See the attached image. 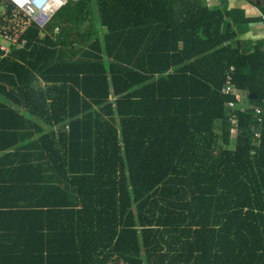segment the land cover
<instances>
[{"label":"trees","instance_id":"16d2710c","mask_svg":"<svg viewBox=\"0 0 264 264\" xmlns=\"http://www.w3.org/2000/svg\"><path fill=\"white\" fill-rule=\"evenodd\" d=\"M245 1L259 17L68 1L0 52V264H264V40L242 39L264 0Z\"/></svg>","mask_w":264,"mask_h":264},{"label":"built area","instance_id":"2783aa9c","mask_svg":"<svg viewBox=\"0 0 264 264\" xmlns=\"http://www.w3.org/2000/svg\"><path fill=\"white\" fill-rule=\"evenodd\" d=\"M18 11H20L27 19L30 24H33L35 27H37L39 30H44L48 24L51 22L54 14L62 7L64 6L68 1H74V0H65V2L59 6L56 7L53 5L51 9L48 11H44V6L41 5L40 7H37L35 3L32 2V0H28V2H25V0H8ZM5 41L10 43L12 46H15L17 49H23L26 45L25 41L18 42V37H12L9 34H0V41ZM0 52L3 56L7 55L9 50L2 46L0 44ZM232 72H234V68H231L230 73L227 75L225 85L222 88V94L226 96H231L233 100H229L227 102V109L230 110L229 116H228V123L231 124L230 127V133L234 134L236 133V123H237V116L235 113L236 103H240L242 106L245 105L244 98L242 93H239L235 90V87L233 85V76ZM255 112H258V109H255ZM257 137L258 134H255Z\"/></svg>","mask_w":264,"mask_h":264},{"label":"crops","instance_id":"0c3cea01","mask_svg":"<svg viewBox=\"0 0 264 264\" xmlns=\"http://www.w3.org/2000/svg\"><path fill=\"white\" fill-rule=\"evenodd\" d=\"M203 1L208 6H216L217 4H219V0H203ZM229 8L244 9L246 16L248 18H257L260 16L257 8L245 0H229ZM4 13H5V10L3 8H1L0 9V18L4 15ZM23 17L25 18L24 15H23ZM28 25H30V23L28 22L27 18H25V20L23 18H19L18 22H16L14 25H12V26L8 25L6 27H2L1 22H0V34L6 33V34L11 35L12 37H18V42H19L20 35L28 27ZM242 39H243V41L250 42L252 44L259 42V41H263L264 40V22H260V21L250 22L248 24V30L246 31V33L244 34ZM0 44L2 45L1 41H0ZM8 44H9L8 47H5L4 45H2V46L7 48L10 52L11 47H15V46H12L10 43H8ZM18 50H21V49H18ZM9 52H8V54H9ZM7 55L2 56V57H6ZM242 95H243L244 101L246 102L247 101V95L244 92L242 93Z\"/></svg>","mask_w":264,"mask_h":264},{"label":"clouds","instance_id":"9594fccd","mask_svg":"<svg viewBox=\"0 0 264 264\" xmlns=\"http://www.w3.org/2000/svg\"><path fill=\"white\" fill-rule=\"evenodd\" d=\"M25 2H28V0H25ZM32 2L35 3L37 7L43 5L44 11H48L53 7V5L56 7L61 6L65 0H32Z\"/></svg>","mask_w":264,"mask_h":264},{"label":"rangeland","instance_id":"374dc122","mask_svg":"<svg viewBox=\"0 0 264 264\" xmlns=\"http://www.w3.org/2000/svg\"><path fill=\"white\" fill-rule=\"evenodd\" d=\"M1 43H2V45H4L5 47H8L9 46V44L7 43V42H5V41H2L1 40ZM232 136H234V134H231Z\"/></svg>","mask_w":264,"mask_h":264}]
</instances>
